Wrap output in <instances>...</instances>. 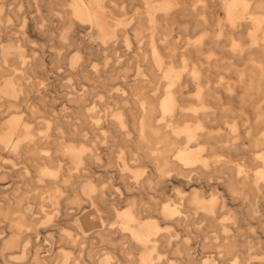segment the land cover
I'll return each mask as SVG.
<instances>
[{"label":"bare ground","instance_id":"bare-ground-1","mask_svg":"<svg viewBox=\"0 0 264 264\" xmlns=\"http://www.w3.org/2000/svg\"><path fill=\"white\" fill-rule=\"evenodd\" d=\"M0 200V264H264V0H0Z\"/></svg>","mask_w":264,"mask_h":264},{"label":"rangeland","instance_id":"rangeland-1","mask_svg":"<svg viewBox=\"0 0 264 264\" xmlns=\"http://www.w3.org/2000/svg\"><path fill=\"white\" fill-rule=\"evenodd\" d=\"M30 36H31V40H33V43H31V46L33 48H37L38 49L40 47V44L42 43L40 38L37 35H35V34H30ZM11 43H13L14 48L12 49L11 55L7 56L8 62H10V60H12L13 58H17V60L19 61V64L23 65L25 63V61L31 60L28 57L30 55V49L23 48L21 50V52H20L19 49H18V47H19L18 43H16L15 41H13V42L11 41ZM5 44H6L5 46H7V43H5ZM44 44H45V46L46 45H50V42H44ZM92 44H93V46H96V43H92ZM48 50H50V47L48 48ZM82 59H84V58H82ZM66 81L67 80L65 79V77H61L60 79H58L55 82L56 83L55 84L56 87H55L54 91L51 92L50 94L53 95V96H57V97L63 96L64 91L60 88V84L62 82H66ZM83 87L86 88L85 86H83ZM37 94H38V96H42L43 95V93L41 91L38 92ZM58 108L61 109L62 107L58 106ZM56 110H57V108H56ZM7 163L8 164H14L11 161H7ZM8 188H9L8 186H3V190H5V191H7ZM172 191H174V190H172ZM0 203H2L1 200H0Z\"/></svg>","mask_w":264,"mask_h":264}]
</instances>
